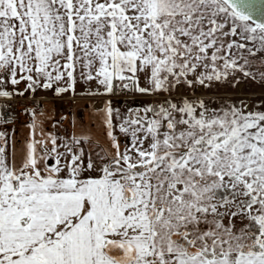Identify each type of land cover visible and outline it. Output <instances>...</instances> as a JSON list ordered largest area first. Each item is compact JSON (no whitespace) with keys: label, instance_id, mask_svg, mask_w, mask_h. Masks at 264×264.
Masks as SVG:
<instances>
[{"label":"snow or ice","instance_id":"snow-or-ice-1","mask_svg":"<svg viewBox=\"0 0 264 264\" xmlns=\"http://www.w3.org/2000/svg\"><path fill=\"white\" fill-rule=\"evenodd\" d=\"M241 80L264 85V0H0V98L164 97L108 102L107 146L0 132V264H264V107L173 100Z\"/></svg>","mask_w":264,"mask_h":264},{"label":"crops","instance_id":"crops-1","mask_svg":"<svg viewBox=\"0 0 264 264\" xmlns=\"http://www.w3.org/2000/svg\"><path fill=\"white\" fill-rule=\"evenodd\" d=\"M21 89L23 84L19 86ZM89 91H96L95 86L91 89L83 82L76 86L75 93L68 92L57 95L52 90L37 89L35 93H25L24 96L34 97L35 102H29L25 114L14 120L3 119L2 110L5 103L0 98V132H4L10 143L15 145L17 157L31 137L32 129L29 124L35 119L36 138H48L50 135L60 139L76 137H90L92 141H99L107 146L106 127L104 125V109L108 102L114 109V114L119 115L114 120L118 124L122 119L134 118L135 113L140 111V105L144 99L152 96H144L139 93L126 90L118 95H91ZM102 92V89H101ZM35 112V117L32 116ZM115 134L122 146L129 142V138L115 129ZM89 147V145H85Z\"/></svg>","mask_w":264,"mask_h":264},{"label":"rangeland","instance_id":"rangeland-1","mask_svg":"<svg viewBox=\"0 0 264 264\" xmlns=\"http://www.w3.org/2000/svg\"><path fill=\"white\" fill-rule=\"evenodd\" d=\"M185 96L189 99L199 97L209 103L211 107L227 106L228 104L240 106L241 101L247 103L250 108L253 106L264 107V85L252 80H241L235 87L231 83L214 82L210 88L198 86L194 92L182 88L173 96V100L176 101ZM163 99V96H152L150 99H144L139 109L142 110L146 105Z\"/></svg>","mask_w":264,"mask_h":264},{"label":"built area","instance_id":"built-area-1","mask_svg":"<svg viewBox=\"0 0 264 264\" xmlns=\"http://www.w3.org/2000/svg\"><path fill=\"white\" fill-rule=\"evenodd\" d=\"M34 97H15L5 99L2 115L5 120H14L22 117L25 114L29 102H35Z\"/></svg>","mask_w":264,"mask_h":264},{"label":"trees","instance_id":"trees-1","mask_svg":"<svg viewBox=\"0 0 264 264\" xmlns=\"http://www.w3.org/2000/svg\"><path fill=\"white\" fill-rule=\"evenodd\" d=\"M127 91V90H126ZM121 91L117 92L115 95H118ZM110 95V94H109Z\"/></svg>","mask_w":264,"mask_h":264}]
</instances>
